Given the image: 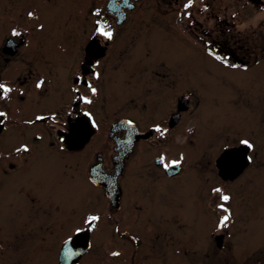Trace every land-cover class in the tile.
Here are the masks:
<instances>
[{"label": "flooded vegetation", "instance_id": "obj_1", "mask_svg": "<svg viewBox=\"0 0 264 264\" xmlns=\"http://www.w3.org/2000/svg\"><path fill=\"white\" fill-rule=\"evenodd\" d=\"M65 3L73 9L65 14L53 60L52 52L46 51L47 39L37 35L42 32L37 15L9 1L0 21V85L11 89H0V113L4 114L0 116V264H157L149 256L139 259L135 252L157 246L159 240L151 238L156 232H180L182 217L175 202L172 210L157 213L163 229L146 227L159 223L143 215L148 205L165 203V197L173 201L186 172L192 178L193 202L205 215L206 240L218 251L226 250L228 238L214 230L215 226L229 229L221 221L228 216L226 224H234L230 218H235V212L232 215L229 207L215 217V178L224 184L241 177L252 163V149L241 144L247 136L221 149L219 155L240 147L246 150L242 171L230 180L218 175L212 130L201 135L198 131L193 142L184 143L182 134L191 131L181 124L189 108V93L176 94L171 89L167 94L166 60L155 55L151 45L176 41L169 44L202 55L221 69H257L263 59L249 69V63L234 56L244 57L250 50L263 55L264 46L247 47L246 21L250 12L257 16L256 37L264 44V0ZM167 23L174 30L172 37L165 34ZM99 29L111 31L112 39ZM173 161L180 164L172 166ZM260 174L248 179L253 183L255 177L257 185L264 178ZM86 184L103 200L98 211L82 212ZM218 204L216 209L224 210ZM104 206L111 220L109 229L100 222L97 225ZM93 215L99 219L89 223ZM142 224L145 238L134 231ZM102 230L115 236L98 239ZM177 236L182 244V235ZM64 244L69 246L63 249ZM102 246L114 250L107 255L89 254L93 247ZM181 250L182 246L172 263L182 260ZM252 257L243 264H264V257Z\"/></svg>", "mask_w": 264, "mask_h": 264}, {"label": "rangeland", "instance_id": "obj_2", "mask_svg": "<svg viewBox=\"0 0 264 264\" xmlns=\"http://www.w3.org/2000/svg\"><path fill=\"white\" fill-rule=\"evenodd\" d=\"M9 1L19 8L27 9L33 16L37 15L35 18L42 23L40 29L42 32L37 35L47 39L46 51H51L52 54L54 52L57 56V51L53 50V46L60 41V32L63 30L65 14L71 12L73 7L69 3H65V0H56L55 3L45 1L42 3L38 0H0V21L5 17L4 10ZM256 19L257 16L251 12L248 14L246 21V24H248L246 29L248 48L264 46L263 40L256 37ZM169 25V23H167V26L164 25V31L165 34L172 37L175 34ZM169 43H176V41H168L166 44L156 42L151 47L155 55L160 54L166 60L164 81L168 83L167 94L170 93L171 89L177 90L176 94L189 93V108L182 114L181 124L183 128H190L191 131L189 134H186V132L182 134L181 137L184 143L190 144V141L193 142L198 136V131L201 135L202 133H208L207 129L212 130L211 136L216 158L224 146L229 143L237 144L238 140L247 136L245 139H249L254 146L252 152H250L252 163L247 167L244 174L233 182L223 184L215 178L216 189H220L219 192L214 191L212 197V205L215 208L214 211L216 210L215 217L226 212L229 207L232 215L235 212V218L233 220L230 218V222L235 223H227L224 226L226 228L230 226L226 230L227 232L217 226L214 230V233L221 234L222 232L228 238L226 243L224 242L226 250L222 248L218 251L211 245L210 241L208 242L209 239L206 240L209 229L206 224H203L205 215L199 205L196 206L193 202L192 178L187 176L190 173L186 172L181 177L174 200L165 197V203L159 204L158 201L157 204H153L151 207L148 205L149 210L145 211L147 215H143V218L159 223L156 226L149 225L146 227L163 229L165 225L159 222L157 213L170 207L172 210V203L175 202L177 212L182 217L180 232L178 230H168L154 233V231L159 230H148L154 233L151 238L158 239L159 243L157 246L155 243L154 246L144 247L143 250L142 247L139 248L135 252V256H139V259L149 256L154 260H158L157 264H243V261L250 255H253L252 260L255 256L264 257V178L258 180L257 185L256 183L253 184L255 177L252 178L253 183L248 179L260 173L264 175V51L263 55L253 49L255 51H248L244 57L241 55L234 56L237 60L241 58V63H249V69L255 67L259 61L258 58L263 59L258 62L260 64L257 69L239 71L234 70L232 66H228L224 70L211 64V61L202 55L194 54L186 48L185 50H178L175 45ZM50 59H54V54ZM142 59L145 61L143 56ZM100 121L101 124L104 123L103 119ZM198 127L199 129L195 131ZM226 137L228 141L224 140ZM203 152H207V149H203ZM262 168L263 171H261ZM253 186L254 189H252ZM86 189L87 196L82 212L98 211L103 206V200H99L101 197L89 184H86ZM251 190H256V192ZM226 192L230 203H227L228 200L223 199ZM74 201L72 198L69 203L73 205ZM218 203H221L220 206L224 210L216 209ZM142 204L145 203L142 202ZM106 211V206H104L102 213H100L101 219L97 225L102 223L108 226L106 229H109L111 220L106 218ZM88 215L89 213H87ZM255 215L258 217L256 222H253ZM131 218L134 221L135 216L132 217L131 215ZM144 228L145 226L142 224L140 228L134 231L140 232L144 237ZM58 232V230L55 231L56 238L59 236ZM103 232L105 230L99 233L101 236L98 239H113V236H115L111 232H107L108 234ZM178 233L182 235V244L180 240L177 241L176 239L179 238ZM105 235H107L106 238ZM94 238L92 237L93 241ZM108 244L112 243L109 242ZM181 246L182 260L172 263L174 262L171 261L173 256L181 255ZM92 249L90 255L96 253L107 255V253H111L109 251L114 250V247L105 249V246H102L93 247ZM99 249H105V251L100 252ZM238 254H240L239 257L236 256ZM234 255L235 257H233Z\"/></svg>", "mask_w": 264, "mask_h": 264}, {"label": "water", "instance_id": "obj_3", "mask_svg": "<svg viewBox=\"0 0 264 264\" xmlns=\"http://www.w3.org/2000/svg\"><path fill=\"white\" fill-rule=\"evenodd\" d=\"M243 148L244 147H240L237 149L224 151L216 159L215 165L216 168H218V175L222 179L228 178L232 180L237 174H239L242 171L245 165L243 158L247 161V158L244 157L246 150H244ZM75 238L78 239L79 237L78 236L73 237V239ZM68 246H69L68 244H64L62 248L65 249ZM63 255L64 252L61 251L60 260L63 259Z\"/></svg>", "mask_w": 264, "mask_h": 264}, {"label": "snow or ice", "instance_id": "obj_4", "mask_svg": "<svg viewBox=\"0 0 264 264\" xmlns=\"http://www.w3.org/2000/svg\"><path fill=\"white\" fill-rule=\"evenodd\" d=\"M29 15H31V13L29 14ZM99 31H100V34L101 35H103V36H105V37H107L109 40H111L112 39V32L111 31H105V30H103V29H99ZM14 35H16L17 33H13ZM234 67H235V65H234ZM41 83H43V82H41ZM41 86V84H37V87L39 88ZM0 89H4V91L5 92H9V91H11V89H8V88H5V86L4 85H0ZM95 89H93V93H95ZM4 114L3 113H0V116H3ZM39 119V118H38ZM129 123H131V122H129ZM158 131H159V129H157ZM241 144H243V145H246L249 149H252L254 146L248 141V140H242L241 141ZM25 151H27V149H25ZM181 159H183V157H181ZM249 160H251V157H249ZM180 164V161H173L172 162V166H178ZM165 167L167 168V167H169L168 165H165ZM215 191H217V192H219L220 191V189H216ZM223 199L225 200V201H227L228 199H229V197H227V196H224L223 197ZM99 218L98 217H95V216H93V217H91L90 219H89V223H91V222H93V221H96V220H98ZM229 219V217L228 216H225L224 218H223V220L221 221V226H226V221ZM113 255L114 256H116V255H119V253H113Z\"/></svg>", "mask_w": 264, "mask_h": 264}]
</instances>
